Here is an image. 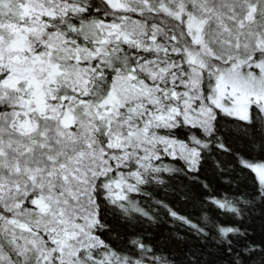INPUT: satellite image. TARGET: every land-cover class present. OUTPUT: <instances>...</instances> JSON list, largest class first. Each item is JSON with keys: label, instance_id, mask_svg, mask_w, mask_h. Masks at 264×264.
I'll use <instances>...</instances> for the list:
<instances>
[{"label": "snow or ice", "instance_id": "obj_1", "mask_svg": "<svg viewBox=\"0 0 264 264\" xmlns=\"http://www.w3.org/2000/svg\"><path fill=\"white\" fill-rule=\"evenodd\" d=\"M258 155L264 0H0V264H264Z\"/></svg>", "mask_w": 264, "mask_h": 264}, {"label": "trees", "instance_id": "obj_2", "mask_svg": "<svg viewBox=\"0 0 264 264\" xmlns=\"http://www.w3.org/2000/svg\"><path fill=\"white\" fill-rule=\"evenodd\" d=\"M254 162H264V156H256ZM253 175L254 174H250L247 177L249 187L251 186ZM187 211H192V209L189 208L187 209ZM254 215H256L257 218L253 222L254 231H252V236L259 241L260 239L264 238V219L259 218V209L256 210V213ZM167 229V225H161L159 231L167 234Z\"/></svg>", "mask_w": 264, "mask_h": 264}]
</instances>
